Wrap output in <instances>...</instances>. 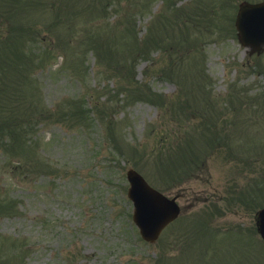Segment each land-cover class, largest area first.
Instances as JSON below:
<instances>
[{
  "label": "rangeland",
  "instance_id": "obj_1",
  "mask_svg": "<svg viewBox=\"0 0 264 264\" xmlns=\"http://www.w3.org/2000/svg\"><path fill=\"white\" fill-rule=\"evenodd\" d=\"M242 1L0 0V264H264V50L237 39ZM130 167L179 195L153 243Z\"/></svg>",
  "mask_w": 264,
  "mask_h": 264
},
{
  "label": "water",
  "instance_id": "obj_2",
  "mask_svg": "<svg viewBox=\"0 0 264 264\" xmlns=\"http://www.w3.org/2000/svg\"><path fill=\"white\" fill-rule=\"evenodd\" d=\"M234 24L239 42L250 52L264 48V0L257 3L240 2ZM126 178L129 183L127 196L133 204V222L144 240L154 242L161 230L180 212L176 196L170 198L152 187L132 167L127 169ZM255 217L258 232L264 239V207L257 211Z\"/></svg>",
  "mask_w": 264,
  "mask_h": 264
}]
</instances>
